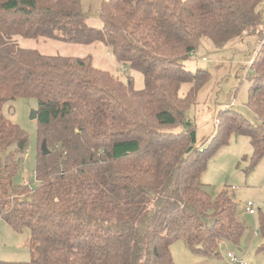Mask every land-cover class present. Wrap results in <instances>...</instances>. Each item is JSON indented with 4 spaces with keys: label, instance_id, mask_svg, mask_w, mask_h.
Returning a JSON list of instances; mask_svg holds the SVG:
<instances>
[{
    "label": "trees",
    "instance_id": "obj_1",
    "mask_svg": "<svg viewBox=\"0 0 264 264\" xmlns=\"http://www.w3.org/2000/svg\"><path fill=\"white\" fill-rule=\"evenodd\" d=\"M261 2L104 0L102 26L93 28L80 0H0V218L27 228L31 241L29 261L0 264H175L174 240L225 261L221 246L238 244L245 225L229 192L211 197L200 174L232 134L249 136L253 161L264 156V38L250 63L246 100L257 122L221 109L205 146L196 144L183 111L209 72L191 71L184 60L203 38L219 49L259 28ZM16 35L102 42L124 68L142 73L143 85L93 66L90 55L20 47ZM185 82L190 87L179 95ZM20 96L38 104V183L31 187L13 182L27 135L2 112ZM257 216V250L264 252V215Z\"/></svg>",
    "mask_w": 264,
    "mask_h": 264
},
{
    "label": "rangeland",
    "instance_id": "obj_2",
    "mask_svg": "<svg viewBox=\"0 0 264 264\" xmlns=\"http://www.w3.org/2000/svg\"><path fill=\"white\" fill-rule=\"evenodd\" d=\"M104 0H80L85 22L93 28L102 26L99 8ZM263 23L259 28L244 30L238 37L224 47L216 49L207 38L200 41L198 49L184 60V66L191 71L197 68L209 72L206 83L197 91L194 100L183 111L186 121L194 125L196 144L205 146L214 132L216 114L224 108L242 113L250 122L257 118L246 106L247 91L253 71L251 60L256 53L264 34V0L259 4ZM14 41L23 48L35 49L42 54H60L83 57L90 55L93 66L104 70L115 78L125 82L130 77L136 88L142 87V73L124 68L118 63L110 49L102 42L88 44L64 42L45 37L24 38L13 36ZM190 83H182L179 95L186 93ZM37 99L33 96H20L3 104L2 112L11 122L17 124L27 135L28 142L21 154V165L17 169L14 183L35 186V158L39 148L37 139L38 122L30 118L31 111L37 110ZM183 125L175 128L182 130ZM13 149V147H12ZM253 147L246 134H232L229 141L216 149L207 159L200 179L207 193L213 197L226 189L236 205V218L245 225L239 243H224L220 248L222 256L227 251L243 256L250 264H264V252L258 251L261 234L257 231L258 212L264 215V156L253 161ZM17 156V154H16ZM256 202L255 215L246 211V202ZM257 213V214H256ZM31 241L27 228L14 230L0 218V260L29 261L31 259ZM175 264H218L222 259L192 252L182 240H174L169 245Z\"/></svg>",
    "mask_w": 264,
    "mask_h": 264
},
{
    "label": "built area",
    "instance_id": "obj_3",
    "mask_svg": "<svg viewBox=\"0 0 264 264\" xmlns=\"http://www.w3.org/2000/svg\"><path fill=\"white\" fill-rule=\"evenodd\" d=\"M246 211L249 214L255 215L256 212V202H253L251 200H248L246 202ZM254 234H257V231H254ZM218 264H250L248 261H245L243 256L236 255L232 251H227L225 256V261L223 263Z\"/></svg>",
    "mask_w": 264,
    "mask_h": 264
},
{
    "label": "water",
    "instance_id": "obj_4",
    "mask_svg": "<svg viewBox=\"0 0 264 264\" xmlns=\"http://www.w3.org/2000/svg\"><path fill=\"white\" fill-rule=\"evenodd\" d=\"M36 117V110L35 111H31L30 113V118H35ZM41 150H42V153H47L48 152V149L45 145L44 142L41 143Z\"/></svg>",
    "mask_w": 264,
    "mask_h": 264
},
{
    "label": "crops",
    "instance_id": "obj_5",
    "mask_svg": "<svg viewBox=\"0 0 264 264\" xmlns=\"http://www.w3.org/2000/svg\"><path fill=\"white\" fill-rule=\"evenodd\" d=\"M224 260H225V257H224Z\"/></svg>",
    "mask_w": 264,
    "mask_h": 264
}]
</instances>
